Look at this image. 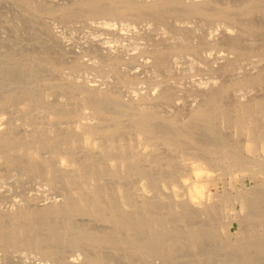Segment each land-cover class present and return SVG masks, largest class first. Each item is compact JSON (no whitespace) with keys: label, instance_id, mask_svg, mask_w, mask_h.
I'll use <instances>...</instances> for the list:
<instances>
[{"label":"rangeland","instance_id":"obj_1","mask_svg":"<svg viewBox=\"0 0 264 264\" xmlns=\"http://www.w3.org/2000/svg\"><path fill=\"white\" fill-rule=\"evenodd\" d=\"M117 1L100 5L96 11L92 6H83L80 0H0V99L7 100L5 105L0 104V128L9 131L16 139L9 149L16 147V150L11 154L8 151V161L0 163V218L10 226L13 224L8 222L14 223L10 220L18 210L40 212L37 218L45 213L47 215H42L45 220L38 219L40 224L46 226L44 222L54 227L46 226L44 230L49 232L57 226L61 231L56 230L57 234L64 235H58L62 241H59L61 238L53 241L49 235L51 231L44 233L36 222L37 218L30 219L28 222L34 227L38 224L41 230L27 222L26 227L31 230L28 232L26 229L23 234L27 240H21L26 239L23 236L17 239L10 237L9 241L24 242L0 246V264H264V247L263 251L257 248L263 242L262 238L255 239H260L259 242L257 240L258 246L252 236L250 239L258 250L253 245L245 254L246 251L237 246L226 247L225 241L235 240V236L221 233L219 236L217 233V237H206L193 245L192 240L185 239L182 226L176 225L177 229L171 226L179 231L178 234L174 230V234H178L180 240L175 243V254L171 258L167 256V259L163 254L167 253L166 245L156 249L163 257L150 248L153 241L147 243L153 240L148 226L131 231L145 247L137 254H130V250L124 252L122 243L114 245L111 242L107 232L114 230V225L98 220L93 212L83 213L74 219L64 213H47L53 211V205L70 196L73 200L80 198L90 202L93 191H96L101 205H115L120 185L128 188V195L135 199V205L128 209L129 214L141 210L144 201L156 199L160 193L172 195L170 185L164 191L157 183L161 172L173 175L177 169L172 166L166 170V158L181 161L176 165L183 170L185 163L198 157L197 153L192 154L193 148L187 153L183 149H172L167 139H155L156 151L149 154L159 160L152 168L155 184H151L149 176L147 180L142 175L132 176L130 168L134 169L140 163L137 158L135 166L131 163L130 151L132 139L134 141L137 136V126L147 119L164 136L185 129L190 131L195 119L204 116L198 112L208 106L222 85L235 82L241 73L261 69L264 65V13L255 12L240 19V11H236L241 22L248 20L244 23L254 25V29H246L242 24H233L225 19L190 15L188 9L179 10L178 7L177 10L175 6L165 8L167 11H152L150 6L160 0H133L150 6L121 13L126 2ZM213 1L223 6L238 0ZM171 12L175 15L169 14ZM258 73L264 77V71ZM259 90L264 93V79L256 84L232 85L224 94L225 102L236 105L253 91L260 93ZM95 102L104 110L97 109ZM240 111L243 113V107ZM85 123L101 129V133L86 135V145L77 134ZM224 131L235 132L230 128ZM48 135L55 139L52 141ZM57 138L62 139V143L60 140L57 143ZM37 139L42 144L34 143ZM24 141L33 144L28 147ZM39 145L48 148L42 150ZM121 146L128 163L125 180L113 174L112 170L108 171L115 169L113 164L119 160L115 152ZM53 148L59 151L53 152ZM39 152L45 156L44 159L42 156L45 164L47 157H51L48 164H42ZM57 153L71 163L67 167L71 176L58 171ZM48 167L56 171L53 173ZM50 174L60 175L58 179L52 177L53 180ZM173 180L176 190L184 189L177 176ZM148 183L146 192L142 187ZM165 203L160 205L166 206ZM68 219L80 226L73 233L78 240L75 244L63 241ZM209 223L207 228L210 225L215 228L217 224L215 219ZM170 228L161 229L164 231L162 237L173 231L174 228ZM204 232L209 233L210 230ZM28 233L36 237H30ZM39 233H44L46 243L33 248L31 243L34 245ZM246 237L244 243L248 239ZM126 254L132 256L131 262ZM247 256L252 262H244Z\"/></svg>","mask_w":264,"mask_h":264},{"label":"bare ground","instance_id":"obj_2","mask_svg":"<svg viewBox=\"0 0 264 264\" xmlns=\"http://www.w3.org/2000/svg\"><path fill=\"white\" fill-rule=\"evenodd\" d=\"M117 2H118L117 0H80L79 3H81L83 6H88V7L92 6L93 9L99 11L100 5H103L105 3L112 4ZM125 2H126L125 5L124 2L122 3L124 6L122 7L123 10L121 13H124V11L130 12L132 10L135 11L141 10L147 8V6H150L147 5L146 3L134 2L133 0H125ZM232 3L227 5L223 4L222 6L221 3L219 4V2L213 0H160L157 3L152 4L153 6L151 5L150 9L154 12H160L161 10L167 11L165 8H170L171 6H175L177 7V10L178 7L180 8L179 10L188 9L190 15L202 14L209 18L225 19L226 21L233 24H242L246 29H254V25L252 23L250 22L244 23L248 21L247 19H246L247 21L244 22H241L240 19L242 18L243 15L247 16L255 12L264 13V0H238ZM238 5H243V6H238ZM236 11H240V13L238 14L240 19H238V16L236 15ZM101 12H103V10H101ZM169 14L175 15L173 14V12ZM262 66L264 67V65ZM262 66L261 69H255L252 71L241 73L240 79H237L235 82L225 83L224 85H222L218 93L211 97L210 99L211 102L208 103V106H206L205 108L201 109L198 112V114H203L204 116L195 119V123L191 127L190 131H188V129H185L183 131L170 132L165 134L164 136V133L159 132L157 128L154 126V124H152L147 119L142 121L137 126V130H136L137 136H135L136 138L134 137V141L132 139L133 143H131L132 144L131 146L128 143V147L129 146L131 147L130 151L132 153L131 156L132 162L131 161L130 162L133 163L134 165L136 158L140 162L139 164H137L138 167H136L137 165L136 166L134 165L135 166V167L133 166L134 169L130 168L129 174L131 173L132 176L133 175L136 176L137 174L139 176L142 175L143 177L144 176L146 177V180L149 179L148 176L150 177V179L153 178L152 168L159 163V160L155 158V156H151L152 155L151 153H154V151H156L155 139L158 138H164L165 140L167 139L169 148L172 149L175 148L176 150H180V151L183 149L185 153L188 152V149L193 148L194 152H192V154L197 153L198 157L195 160L193 159V161H191L190 163H185L184 164L185 168L183 170H181L180 168L178 169L179 165H176L178 160H176L175 158H166L165 160L166 170L169 171V169L172 166L177 167V169L174 170L175 173L173 175L172 174L164 175L161 172L159 178L160 181L157 182L156 180V182L159 183V185L158 184L156 185H158V187L161 185L164 191H166V189H168L167 186L170 185V188L173 191L172 195L170 194L168 196L167 194L164 193L161 194L160 192L162 189L161 190L159 189L160 194H158L157 192L158 194L156 196L157 200L156 199L146 200L142 203L141 210H137V211L135 210L136 212H133L132 210L134 209H132L131 212L133 213L129 214L130 211H128V209L130 206L135 205V203L133 202L135 199L130 198V196L128 195L127 192L128 188L124 187L123 185H120L118 186V192H117L118 203L115 205H108V206L101 205L99 202L100 200L98 198V195L95 194L96 191H93L95 195L94 194L91 195L92 197L90 202H85L83 199L80 198L73 200V197L70 196L69 198L64 199L60 203L53 205L52 206L53 208H51L53 209V211H48L47 213H49V215L51 213L54 214L64 213L66 214V217L74 219V217L81 215L83 213L93 212L95 213L98 220L108 223L111 222L114 225V230L107 232V234L109 233L111 237L112 240L111 242L114 245L115 244L118 245L122 243L121 247L124 250V252L130 250L131 251L130 254L133 253L137 254L145 247L144 244L141 245L139 243L140 241L137 238L136 233H132L131 231H135V230L138 231L148 226L150 227L149 231H151L153 235V236L151 235L153 237V240L147 242L149 244L153 241V245L150 248L158 252V250L156 249L160 248L163 245H166L167 253L166 255L165 253L163 254L164 256H166V258L167 256L169 258L171 255H173V253L175 254V250L177 248V247L175 248V243H177V241L180 240V237H178L179 231L177 230L178 234L176 233L174 234V230L176 231L177 229L176 225L182 226L184 230L183 233L185 239L192 240L191 243L193 245L197 244L198 241L203 240L206 237H213V236L215 237L217 233H218L217 235L220 236L221 233L222 235H226L228 237L231 236L236 237L234 238L235 240L228 239L229 241L227 242L225 241L226 247L232 248L237 246L242 251H246L245 254L248 253L247 251L249 250V248L255 245L254 243L257 242L258 240V239L255 240L256 238H262L263 242L261 241L262 243H259L260 246L258 245V242L260 241L259 239L256 244L259 247L255 245L254 248L257 247L259 250L257 248L256 250L263 251V247H264V93H261L262 90H259L260 93L257 94L256 91L258 90H256L257 89L256 88L254 89L256 91H253L254 92L253 94L248 95L247 98L240 99L238 104L236 105L235 104L230 105L226 103L225 102L226 100L224 98V94L228 91L229 88L232 87V85L241 84V83L256 84L258 82L263 81L264 79L263 74L258 73L259 71H264L262 70L263 69ZM243 74L246 76V78L244 76V79H242L241 77ZM248 75L249 78H247ZM6 103L7 100L1 101L0 99V104L5 105ZM95 103L97 104L96 106L97 109L104 110V108L101 107L99 103L97 102ZM241 107H243L244 110L243 113H241L240 111ZM228 128L233 129L235 132L226 133L224 130ZM96 132L101 133V129L95 126H90L89 123L83 124V126H81V128L77 130L79 139L83 141V144L85 145L87 140L86 135L88 133L96 134ZM48 137L50 136L48 135ZM53 139L55 138H52L51 140L53 141ZM15 140H16L15 137H13L9 131L0 128V163L2 162V160L7 159L8 161V158H6L7 154H9L12 150H16V147L15 149L11 148L12 149L11 151L9 150L10 146L13 145ZM43 140H48V139L44 137ZM57 140H58L57 143H59V140L61 142L62 139L57 138ZM24 142H22L23 145ZM35 142L36 144L41 143L40 140L38 139L36 141L34 140V143ZM54 142H56V140ZM54 142H52V144ZM30 143L33 144V142L31 141L29 142V144ZM29 144L27 143V145ZM30 145L28 147H30ZM40 145L39 147H41ZM53 145L50 146L49 150L52 148ZM45 147L48 148L47 146ZM45 147H41L40 149ZM33 149L35 151V147H33ZM38 151L36 153H38ZM52 151L54 152L55 149ZM58 151L59 150H56L55 152ZM40 152L39 154L41 158L38 157L39 160L42 159L43 156ZM115 155L119 160L115 164H113V167L115 169H118V171H115V169L110 168V166H108L110 168L108 169V171L112 170L113 174L118 175L121 180H125L126 173L128 171L127 170L128 163H127L126 153L124 152L122 146L117 148ZM57 157H58L57 160L58 171L60 172V174L62 175L68 174V176H71V173H68L69 171L67 168L69 165L71 166V163H69L67 159H64L63 158L64 156H58V153H57ZM11 158L9 156V159ZM38 158H36L35 160L37 161ZM44 158L45 156H43V159ZM48 158L49 157H47L46 160L49 162ZM54 158L55 157H53V159ZM43 159H42V164H45L43 162ZM54 160L56 162V158ZM48 162L46 164H48ZM52 162L50 163L52 164ZM142 163L144 165L142 167H139ZM179 163H181V161ZM43 166L44 165H42V167ZM46 169L47 168H45V170ZM49 170L52 171L51 168H49ZM53 170L54 171L52 172L54 173L56 169L54 168ZM50 171L49 173H51ZM131 171H133V173ZM45 172H44V176H46ZM51 175L52 174H50V176ZM59 175L57 176V174H55L54 176L53 174L51 178L57 177L56 179H58ZM175 176H177L181 180V183L184 184L183 190L179 191L176 190L175 187H173V183H175L173 178ZM143 177L141 181L144 184L145 182L143 181L145 180ZM150 179L149 181L151 182V184L154 183V179L152 180ZM239 181L241 183L240 185H239ZM161 182H165L166 184H162ZM148 185L150 184L148 183L145 184L144 186L142 185L143 186L142 189L146 191L147 189L145 188H147ZM153 188L154 187H152V190ZM162 202L163 203L167 202L165 203L166 206L160 205V203ZM49 208L47 210H49ZM43 212L46 211L44 210ZM39 214L40 212H35L31 210L30 211L27 210L25 212L22 210L20 211L18 210V212H15V215L13 216L14 219H12V217L10 218L12 219L10 220L11 222L14 221V223L8 222L9 225L13 224L10 226H7L8 224H5L6 222L5 219L3 220L1 219L2 218L1 217L0 246L9 245L10 242H12L9 241L11 240L10 237H12V239L14 238L17 239V237L20 238L21 236H23V234L27 232L26 229L28 227H26V223L28 222V220L31 219L32 221V219L37 218ZM8 215L12 216L11 213H9ZM42 215H47V214L44 213ZM42 215H40L41 218L39 217L37 218V220L35 219L36 222L37 221L39 222L38 219H42ZM44 217L45 216H43L42 220L46 219V218L44 219ZM213 219H215L217 223L215 228L213 227L211 228V225L208 226L207 228L206 225L212 223V222L209 223V221H212ZM196 221H198L199 223H197ZM29 223L31 222H28V224ZM33 223L35 222L33 221ZM43 224H46L47 226V223L43 222ZM65 224L66 227H64V229L66 231L64 232L66 235L63 241L65 243H68L66 241L73 242L74 244L77 243L78 240L75 238V236L73 237V233L78 231L80 229V226L78 224H74L73 220L66 221ZM29 225H32V223ZM36 225L39 226L38 224ZM46 226H42L40 224V228H42L43 230L45 229ZM171 226L174 227L176 226L175 227L176 229L174 227L170 228ZM203 226H206V229L203 228ZM31 227L36 228L33 225ZM51 227L53 228L54 226ZM165 227L167 229L168 228L170 229L174 228V229L173 231H170L171 232L170 234H166L167 236L162 237L163 235L162 233L164 231L162 232L161 229H164ZM56 228L54 230H49V232H46L47 230L46 231L44 230V233L45 232L50 233L51 231L49 235H52V237L54 238L53 241L59 240L60 238L61 239L59 241H62V237L64 235L60 234L62 235V237L59 238L58 235L59 233H61V231L59 230L60 228L58 229L57 226ZM233 228L236 229L235 232ZM37 229L41 230L39 229V227H37ZM56 230H59L58 234ZM61 230L63 231V229ZM204 230H210V232L205 233L206 231L204 232ZM29 231L31 230H28V232ZM32 231L34 232V230ZM40 232L42 233V231ZM44 233L43 234L39 233L40 235H37L38 237L34 245L31 243L33 248H39L40 245L46 241ZM95 233L97 236L100 235L98 234L97 231ZM130 233L132 234L129 235ZM127 235L129 236L126 237ZM147 235L148 237L150 236L148 232ZM245 235L246 236L248 235V237H246ZM244 236L246 237V239L247 238L249 239L245 241L246 243L243 242L245 240ZM252 236L254 237L253 240H255V242H253L250 239L252 238ZM30 237L29 239H31ZM32 237H36V236L32 235ZM27 238L26 239L22 238L21 240H27ZM100 239L103 240L101 237ZM32 240L34 241L35 239ZM47 240L51 242V240H49L48 238ZM19 241L16 240V242H12V244L16 245L18 244L17 242ZM20 242L22 243L24 241H20ZM56 242L54 243L56 244ZM130 254L129 256L132 257ZM130 257L128 258L131 262L132 258ZM243 260L245 263L252 262V259L249 256H247L246 259ZM137 263H130V264H137Z\"/></svg>","mask_w":264,"mask_h":264}]
</instances>
